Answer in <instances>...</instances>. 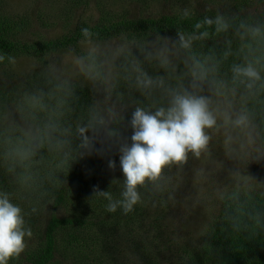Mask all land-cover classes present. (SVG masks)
I'll list each match as a JSON object with an SVG mask.
<instances>
[{"label":"trees","instance_id":"16d2710c","mask_svg":"<svg viewBox=\"0 0 264 264\" xmlns=\"http://www.w3.org/2000/svg\"><path fill=\"white\" fill-rule=\"evenodd\" d=\"M144 1L146 0L141 2ZM176 1L186 3L183 0ZM83 2V0H68L64 4L67 8L75 9ZM211 2L212 0H209L210 4ZM231 3L235 10L229 12L224 8L221 9L217 4L215 7L190 11L189 17H184V11H181L158 19L125 20L122 16L121 20L113 21L116 17H111L110 13L103 11L96 24L92 26L86 23L78 24L69 32L70 35L60 39H35L24 42L18 40L16 36L24 31L25 21L13 20L9 15L5 16L0 9V54L14 58L27 55L36 58L47 69V73L44 74L47 75L46 77L43 74L36 76L35 73L28 75L27 84L19 92L14 86L11 89L7 88L0 80V192L7 193L11 202L23 210L26 227L31 226V220L26 214L24 201L26 200L28 204L33 203L34 193L31 188L39 190L46 188L48 195L52 197L53 206L44 238L38 246L24 254L29 264H89L91 259L84 249L86 243H83L87 237H98L102 240L107 234L104 245L111 243L121 245L112 237L113 235L122 237L117 231L122 220V212L119 210L116 213L107 212V201L103 197H101L100 206L89 208L84 216L70 206L66 208V204L71 201L82 202L86 193L91 196L96 195L97 188L110 192L114 198H119L117 195H120V190L110 189V184L123 187V173L119 166V153L116 148L109 149L104 143L98 142L96 147L102 151H94L91 155L82 157L78 151L80 141L74 137L73 156L67 163L47 146L38 149L35 156L25 162H20L10 155L13 147L21 142H27L28 137L25 133L29 130L43 129L50 115L58 114L59 122L63 126L75 129L77 125L87 122L90 112L95 107L90 91L82 83L60 81L53 67L56 55L63 51H71L80 58H86L87 53L79 48V44L87 39L82 32L85 28L91 33L93 40L106 39L120 33L139 35L145 32L178 39V34L181 32L190 34L195 31L194 25L197 22H202L206 17L215 18L221 15L230 24L228 31L216 33L214 26L205 25L200 31L207 30L209 36L204 40L195 41L191 53L201 59L209 56L214 58L218 65L216 79L226 82L230 88L237 89L236 107L239 108V97L244 90L242 86L232 84L231 68L233 64L243 62L249 48L255 46L249 39L241 38L243 33L241 25L264 26V0H224L221 6L231 8L229 7ZM244 7H254V11L242 12ZM8 63L10 62L7 58L0 62V75L5 71L2 67L9 66ZM261 71L264 75V69ZM186 72L187 70H182V73L186 74ZM185 74L180 76V82L184 83ZM77 77L79 78V75ZM112 86L110 91L107 90V96L113 98L118 103V107L125 105L124 108L128 110L120 111V118L112 127L122 137L129 138L130 142L131 114L138 104H146L147 101L134 88L133 80L121 79L120 84ZM34 97L42 99L43 104L46 105L45 111L35 106ZM10 105H13L15 110L18 108L19 115L26 121L25 123H19L18 126L4 124L3 120H6L4 112L10 108ZM247 107L252 114L258 140L264 144V90L254 97ZM105 153L110 156V160L116 161L114 170L108 171V156L104 159ZM111 172H116L119 178L118 181L113 179L108 184L102 177H110ZM75 185L77 189L74 188ZM165 185L157 189L149 184L140 189L144 203L129 213L133 215L134 223L136 220L142 221L144 214L152 210L157 217L164 220L168 202L166 196L170 191L166 182ZM80 190L83 192L80 193ZM219 203L218 212L200 238L194 240L196 242L187 237L181 239L183 264H264V191L245 192L234 188L222 194ZM64 204L65 207L62 208ZM65 208L71 216L62 219L56 212ZM136 215L142 219H136ZM123 219L125 226L133 229L131 226L134 223L129 225L130 219L125 216ZM154 220L155 223L159 222ZM145 224L150 226L149 223ZM156 226L157 236L148 233L145 227L143 228L144 236L137 233L138 237H135L133 231L125 232L124 248L116 251L114 259L112 255L109 256L111 262L152 264V259L156 261L157 259L152 256H156L165 249L157 248L160 242L163 243L159 237L169 238L164 233L170 232L160 230L158 225ZM142 242L146 243L141 245ZM167 245H172L170 239L165 242V247ZM125 249H127L126 252ZM79 255H84V262L77 259ZM74 259V263L69 262Z\"/></svg>","mask_w":264,"mask_h":264},{"label":"rangeland","instance_id":"374dc122","mask_svg":"<svg viewBox=\"0 0 264 264\" xmlns=\"http://www.w3.org/2000/svg\"><path fill=\"white\" fill-rule=\"evenodd\" d=\"M66 1L68 0H1L0 9L5 16L9 15L13 20L25 21L23 25L24 31L16 36L18 40L23 42L35 39H60L63 36L70 35L69 32L78 24L86 23L90 26L96 24L103 11L110 13L111 17H116L113 21H117L121 20L122 16H124L125 20L158 19L185 9L190 11L203 10L207 7H215L217 4L221 9L227 10V12L235 10L232 3L229 6L231 8L221 6L224 0H212L211 4L209 0H183L186 2L184 4L176 0H146L144 2H141L142 0H83L84 2L75 9L67 8L66 4H64ZM98 1H100V4H98ZM241 11L252 13L254 7H244ZM161 39H166L170 45L178 40L150 32L140 33L139 35L120 33L102 40L91 39L89 41L86 39L79 44V48L83 52L88 53L89 48L95 45L100 50L98 63L103 65L104 71L110 68L114 73L115 78L112 85L120 84L121 79H129L132 60L139 61L144 71L153 78L164 77L167 82L173 85L180 82V76L185 74L182 73V70H187L184 76V84L188 85L191 77L188 75V69L185 65V53L182 52L172 57L174 69H164L155 61L150 62L145 59V50H150L152 45ZM122 46H126L127 53L116 56V51ZM79 59L80 57L71 51H63L56 55L53 67L60 81L82 83L90 91L95 107H115L119 113L125 109V105L118 107V103L107 96L108 87L99 80L89 79L80 70L78 66ZM8 65L7 67H2L5 71L0 75V80L9 89L13 86L16 87L18 92L27 84L26 77L28 75L35 73L36 76L41 74L44 77L47 76L44 75L47 73L46 67L37 61L36 58L27 55L15 57V62H10ZM120 69L126 73L121 72ZM77 75H79V78ZM203 92L211 95L212 89L208 84H204ZM124 111L128 110L125 109ZM4 114L6 118V120H3L4 124L18 126L19 123L26 122L19 115L18 108L15 110L13 105H10V108ZM208 131L211 140L206 152L202 153L200 157L189 154L185 163L166 168L162 174L160 186L165 185L166 182L170 187L169 195L166 196L168 202L164 220L157 217L153 210L145 213L143 219L136 215V219H142V221L136 220L135 223L132 214L125 215L121 213L122 220L117 231L122 237H117L116 235L112 237L113 240L121 244L120 246L114 243L107 246L104 245L107 241V234L103 236L102 240L98 237H87L83 241V243H86L84 249L89 253V258L91 259L88 262L89 264H114L109 256L112 255L114 259L116 251L119 248H124L126 242L125 232L133 231L135 237H138V235L136 236L137 233L144 236L143 228L145 227L148 233L157 236L156 225H158L160 230H168L172 233H164L169 238L159 237L163 240V243L160 242L157 248L165 249L156 256H152V258L157 259L156 261L152 259V264H183L181 259L183 250L181 239L187 237L196 242L194 240L200 238L207 225L218 212L222 194L234 188L245 192L264 191V144L259 142L257 134L254 133L253 137L249 138L246 134L229 132L228 129L223 127ZM229 135L232 136L230 143L227 142ZM106 154L103 155L104 159L108 156L107 162H109L110 156ZM107 168L109 171L110 168ZM102 178L106 179V182L110 184L113 179L118 181L119 176L116 172H111L110 177L103 176ZM74 188L77 189V186L75 185ZM122 188L118 184H110V189L120 190L121 192ZM31 191L34 193L33 203L29 202L28 204L25 200L24 208H26V214L31 220L30 228L33 235L30 238L26 237L27 246L25 251L18 258L11 260L10 264H29V261L25 260L24 254L30 251L31 248L38 246L43 240L51 215V207L53 205L51 204L52 197L50 194L48 195V190L46 188L39 190L32 187ZM82 192L80 190V193ZM83 198L84 200L80 203L75 201L67 203L66 208L70 206L84 216L89 208L99 207L102 200L99 195L91 196L88 193ZM63 207H65V204ZM66 208L60 211L57 210V216L62 217V219L71 216ZM124 216L130 219L129 225L134 223L131 226L133 229L125 226ZM154 219L159 220V222L155 223ZM145 223H149L150 226ZM168 239L172 241V245L165 247V242ZM137 242H140V240H137ZM144 243L146 242L140 244ZM126 251L127 249H125ZM77 259L81 262L85 261L84 255H79ZM69 262L74 263L75 259Z\"/></svg>","mask_w":264,"mask_h":264},{"label":"clouds","instance_id":"9594fccd","mask_svg":"<svg viewBox=\"0 0 264 264\" xmlns=\"http://www.w3.org/2000/svg\"><path fill=\"white\" fill-rule=\"evenodd\" d=\"M183 15L189 17L190 10L185 9ZM205 25L214 26L216 33L227 32L230 27L221 15L206 17L194 25L192 33H179L178 40L171 45L166 39H161L150 50H145V59L155 61L164 69H174L172 57L185 53V65L191 77L188 85L183 82L173 85L164 77L153 78L144 71L139 61L132 60L128 78L134 80V87L147 103L138 104L131 114L130 142L112 127L120 118L115 107L97 106L90 112L87 122L75 129L63 126L58 114L50 115L45 127L27 131V142L13 147L10 155L25 162L31 160L38 149L47 146L67 163L73 156L74 137L80 141L78 151L82 157L102 151L96 147L98 142H103L109 149L116 148L123 173L119 198L98 188L96 192L107 201V212L116 213L119 210L127 215L144 203L141 188L151 184L159 189L166 168L182 165L189 154L200 157L207 151L211 140L208 130L223 127L229 132L253 137L255 126L247 105L264 90L261 71L264 69V26L241 25V38L249 39L255 46L249 48L243 62L233 64L231 68L232 84L242 86L244 90L237 109V89L216 79L218 65L214 58L201 59L191 53L195 41L209 36L207 30L200 31ZM82 32L91 41L89 30L85 28ZM126 53V46H122L115 55ZM99 56L100 50L93 45L87 57L78 60V66L89 79L101 81L110 91L114 73L110 68L104 71L103 65L98 63ZM6 58L15 62L14 57L0 54V62ZM204 84L211 87V95L204 94ZM33 99L39 110H46L41 98ZM231 140L229 135L227 142ZM108 167L114 170L116 161L109 160ZM32 235L31 228L25 226L23 210L11 202L7 193L0 192V264H10L11 260L18 258L27 246L26 237Z\"/></svg>","mask_w":264,"mask_h":264}]
</instances>
